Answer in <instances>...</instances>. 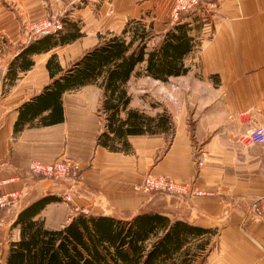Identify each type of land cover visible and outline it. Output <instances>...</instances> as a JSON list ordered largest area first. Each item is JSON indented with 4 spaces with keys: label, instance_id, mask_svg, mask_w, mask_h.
I'll list each match as a JSON object with an SVG mask.
<instances>
[{
    "label": "crops",
    "instance_id": "obj_1",
    "mask_svg": "<svg viewBox=\"0 0 264 264\" xmlns=\"http://www.w3.org/2000/svg\"><path fill=\"white\" fill-rule=\"evenodd\" d=\"M65 1L80 5L67 10ZM173 1L0 0V178L10 179L4 190L20 191L17 208L0 211L4 257L9 242L19 236L18 227L11 228L19 209L45 193L62 197L66 187L30 175V162L66 154L79 161L82 179L71 202L62 197L39 212L46 227L66 224L75 213L74 204L81 210L119 216L146 207L205 229L186 243L191 263L264 264V252L257 244L264 239V218L246 215L252 201L264 198V142L243 139L255 126H264V0H215V20L192 32L201 37L200 44L184 57L188 70L168 77L174 84L165 100L152 106L130 100V107L150 115L168 112L172 121L168 132L130 134L127 151L98 144L97 135L104 128L102 88L94 83L62 93V121L40 124L36 117L14 132L20 105L50 80L45 62L57 47H78L77 59L98 42V33H120L129 18L152 22L155 37L160 38L172 21ZM66 10L79 19L84 34L32 54L34 63L11 78L9 61L38 34H33L32 24ZM58 59L63 67L75 60L64 65L59 54ZM147 172L190 181L200 193L143 191L139 183ZM9 228L16 229L14 237Z\"/></svg>",
    "mask_w": 264,
    "mask_h": 264
},
{
    "label": "trees",
    "instance_id": "obj_2",
    "mask_svg": "<svg viewBox=\"0 0 264 264\" xmlns=\"http://www.w3.org/2000/svg\"><path fill=\"white\" fill-rule=\"evenodd\" d=\"M186 13L172 20L151 48L148 42L157 35L152 22L129 18L120 33H98V42L66 67L51 52L45 62L50 80L20 105L14 132L36 117L40 124L62 121V93L89 83L102 88L104 128L97 135L98 144L127 151L130 134L168 132L172 125L169 113L163 110L150 115L130 107L126 83L141 63L146 75L161 80L188 70L184 57L197 44L192 32L201 28L202 21L183 19ZM57 17L59 27L32 36L9 61L11 78L34 63L32 54L50 51L84 34L79 19L68 11ZM60 199L57 193H45L19 209L11 223V228L18 227L19 236L9 242L5 264H190L186 243L205 230L145 208L124 216L78 210L62 227L48 228L37 215L49 202Z\"/></svg>",
    "mask_w": 264,
    "mask_h": 264
},
{
    "label": "built area",
    "instance_id": "obj_3",
    "mask_svg": "<svg viewBox=\"0 0 264 264\" xmlns=\"http://www.w3.org/2000/svg\"><path fill=\"white\" fill-rule=\"evenodd\" d=\"M201 0H174L170 10V17L173 20L179 18L181 13L189 12L193 7L199 5ZM61 25L58 17H44L32 24V30L36 33L49 32ZM247 143L264 142V126L257 125L243 137ZM28 172L32 176L47 178L56 182L64 183L63 199L72 201L77 184L82 179V167L79 161L69 155L62 154L51 161L33 160L30 162ZM13 178V177H12ZM10 179L0 178V211L13 208L19 204V190H4V184ZM140 188L146 192H159L167 194H195L200 193L199 189L192 186L190 181L179 180L170 174L148 172L139 183ZM75 211L81 210L76 204ZM83 210V209H82ZM84 211H87L84 209ZM247 214H253L264 218V198L256 199L249 204ZM264 252V239L257 242Z\"/></svg>",
    "mask_w": 264,
    "mask_h": 264
},
{
    "label": "rangeland",
    "instance_id": "obj_4",
    "mask_svg": "<svg viewBox=\"0 0 264 264\" xmlns=\"http://www.w3.org/2000/svg\"><path fill=\"white\" fill-rule=\"evenodd\" d=\"M205 1H206L204 5L205 7L197 5L193 7V9L189 13H186V15L188 14L189 16H191L190 20H192L193 17H197L199 20H201L202 21L201 26H203V24H206L208 22L212 23V21L215 20L216 18L215 10H214L215 0H208L209 3H207V0ZM87 2L88 0H83V3H87ZM64 3L66 4L67 10H72L73 8L80 5L79 2L77 4H74V2L69 3V1H65ZM6 6H9V5L6 4ZM67 10L65 12H67ZM46 17L55 18L57 16H53L52 13H49V15ZM73 18L75 17L73 16ZM170 19L173 20L172 18ZM33 34H37V33L33 31ZM196 38L198 41L197 44L199 45L201 37L197 35ZM159 39L160 38L158 37H153V39H151V41H149L148 43V48L153 47L159 41ZM198 45H196V47H198ZM54 51H56L59 54V57L62 63L66 65L71 60L76 58L78 47H75L73 45H65L63 47H57ZM143 67H144V63H141L137 68L138 72L133 74V76L126 83V87L131 95V102H133L134 104L144 103V104H147L148 106H152L153 104L155 105L156 102L165 100L167 90L169 87H172L174 82L172 79H169V78L167 80L160 79L158 81H155L152 78V76L147 77L146 75H144L145 73H144ZM152 205L153 204H151V201H150L149 207L152 208ZM16 208L17 207H13V209H16ZM143 208L148 209L146 207H143ZM8 233L10 237H14V233H16V229L9 228ZM3 237H5L4 234H3ZM2 240L3 242L2 244L0 243V247L4 246V243H5L4 242L5 240L4 239ZM4 261H5L4 248H2V250L0 251V264H4ZM191 264H194V263H191Z\"/></svg>",
    "mask_w": 264,
    "mask_h": 264
}]
</instances>
